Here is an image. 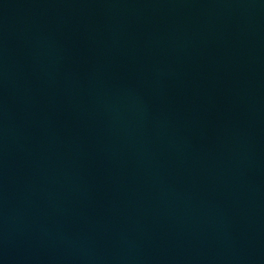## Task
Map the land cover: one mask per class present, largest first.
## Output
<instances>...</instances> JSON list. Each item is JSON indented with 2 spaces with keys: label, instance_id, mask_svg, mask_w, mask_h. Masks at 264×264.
Instances as JSON below:
<instances>
[{
  "label": "water",
  "instance_id": "obj_1",
  "mask_svg": "<svg viewBox=\"0 0 264 264\" xmlns=\"http://www.w3.org/2000/svg\"><path fill=\"white\" fill-rule=\"evenodd\" d=\"M0 264H264V0H0Z\"/></svg>",
  "mask_w": 264,
  "mask_h": 264
}]
</instances>
